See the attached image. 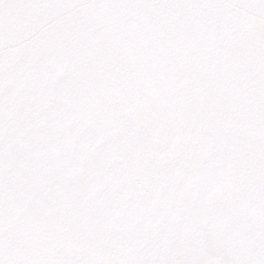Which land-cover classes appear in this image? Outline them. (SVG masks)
I'll list each match as a JSON object with an SVG mask.
<instances>
[{"label": "snow or ice", "instance_id": "1", "mask_svg": "<svg viewBox=\"0 0 264 264\" xmlns=\"http://www.w3.org/2000/svg\"><path fill=\"white\" fill-rule=\"evenodd\" d=\"M0 264H264V0H0Z\"/></svg>", "mask_w": 264, "mask_h": 264}]
</instances>
